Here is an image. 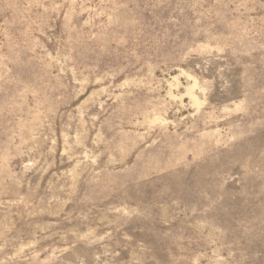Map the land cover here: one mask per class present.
I'll return each mask as SVG.
<instances>
[{
  "label": "rangeland",
  "instance_id": "1",
  "mask_svg": "<svg viewBox=\"0 0 264 264\" xmlns=\"http://www.w3.org/2000/svg\"><path fill=\"white\" fill-rule=\"evenodd\" d=\"M0 264H264V0H0Z\"/></svg>",
  "mask_w": 264,
  "mask_h": 264
}]
</instances>
